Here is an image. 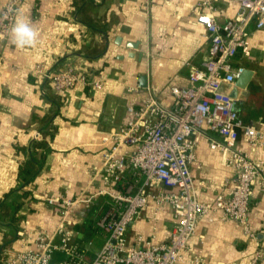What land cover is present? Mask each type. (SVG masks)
<instances>
[{"label": "crops", "instance_id": "1", "mask_svg": "<svg viewBox=\"0 0 264 264\" xmlns=\"http://www.w3.org/2000/svg\"><path fill=\"white\" fill-rule=\"evenodd\" d=\"M6 0H0V11ZM201 0H22L15 23L24 21L38 32L32 46H17L11 33L0 42V252L15 253L35 248L36 232H52L61 217L46 197L73 198L86 186L97 184L105 194L76 214L91 216L110 199L108 192L124 184L93 180V167L110 146L111 133L129 119L127 108L149 95L163 106L172 103L170 88L189 85L190 71L201 68L209 46L206 28L196 13L211 12L218 23L233 17L234 0H213L212 10ZM14 23V24H15ZM246 47L234 57L243 66L237 84L234 108L244 124L262 134L254 157L263 161L264 173V27L250 25ZM73 66L93 70L103 77L99 89L78 84L56 92L33 72ZM195 134L196 161L192 174L201 199L229 195L234 176L218 150L209 148L217 136L206 127ZM238 146L248 148L240 135ZM142 174L127 172L131 192L144 187L155 192L163 186H144ZM96 186V187H97ZM99 188V187H97ZM82 216V215H81ZM202 218L184 259L197 256L200 264H248L254 251L262 250L264 264V190L253 184L248 222L255 239L247 237L240 224L226 220L222 212ZM89 219V218H88ZM174 224L167 210L156 211L150 203L128 226L126 237L148 238L156 227L154 242L165 240ZM74 240L91 242L88 259L102 246L105 232L90 220L74 227ZM59 260L66 255L56 252ZM56 256V255H55ZM53 262V261H52ZM55 261L53 264H56Z\"/></svg>", "mask_w": 264, "mask_h": 264}, {"label": "built area", "instance_id": "2", "mask_svg": "<svg viewBox=\"0 0 264 264\" xmlns=\"http://www.w3.org/2000/svg\"><path fill=\"white\" fill-rule=\"evenodd\" d=\"M21 1L6 0L3 4L0 42L11 33ZM234 1L237 10L224 23H218L211 12L196 13L197 22L207 30L209 46L201 68L190 71L189 85L170 88L171 105L165 107L149 95L129 106V119L111 133L110 146L101 152L91 178L124 185L108 192L110 199L91 216L84 215L85 212L78 216L76 208L82 205L86 209L105 194L101 184H86L73 198L46 197L51 208L61 211L55 229L37 231L35 248L26 247L15 253L3 249L0 264H53L56 252L66 255L56 264H178L184 259L198 221L212 220V213L217 210L224 219L238 222L247 237L255 239L248 212L252 185L260 184L264 190L263 161L254 157L262 144V134L242 122L233 100L218 93L217 88L221 82L233 84L242 75L243 66L235 65L233 60L246 47L250 25L256 29L264 27V0ZM201 2L202 7L212 10L213 0ZM33 72L56 92L72 90L78 84L99 89L103 83L99 72L69 65L45 68L37 64ZM205 127L217 136L209 138V148L223 154L224 163L234 176L231 194H218L211 200L200 198L191 166L196 161L194 135L204 134ZM240 135L247 141L246 150L238 146ZM127 172L142 174L144 186L160 185L166 190L155 192L140 187L132 193L131 185L125 182ZM150 203L156 211L167 210L174 217L165 240L154 242L156 227L148 238L137 236L134 241L128 240V226ZM85 220L105 232L103 244L92 259L87 257L91 242L74 240L73 227ZM262 255L257 248L248 264H260ZM201 261L195 256L188 263Z\"/></svg>", "mask_w": 264, "mask_h": 264}, {"label": "clouds", "instance_id": "3", "mask_svg": "<svg viewBox=\"0 0 264 264\" xmlns=\"http://www.w3.org/2000/svg\"><path fill=\"white\" fill-rule=\"evenodd\" d=\"M11 39L17 46H32L38 39V32L27 22L17 21L11 28Z\"/></svg>", "mask_w": 264, "mask_h": 264}, {"label": "water", "instance_id": "4", "mask_svg": "<svg viewBox=\"0 0 264 264\" xmlns=\"http://www.w3.org/2000/svg\"><path fill=\"white\" fill-rule=\"evenodd\" d=\"M243 74V73H242ZM242 77V75L237 79V81ZM236 81V82H237ZM217 92L220 94H223L225 96H228L232 100L237 99L239 97V89L237 87V84H230V83H224L221 82L217 88Z\"/></svg>", "mask_w": 264, "mask_h": 264}, {"label": "trees", "instance_id": "5", "mask_svg": "<svg viewBox=\"0 0 264 264\" xmlns=\"http://www.w3.org/2000/svg\"><path fill=\"white\" fill-rule=\"evenodd\" d=\"M85 221H86V220H85ZM85 221H83V222H85ZM83 222H81V223H83ZM77 224H80V223H77ZM77 224H75V225H77ZM55 255H56V256H55ZM52 261H53V262H55V261H59L58 254H56V253L53 254V256H52Z\"/></svg>", "mask_w": 264, "mask_h": 264}]
</instances>
